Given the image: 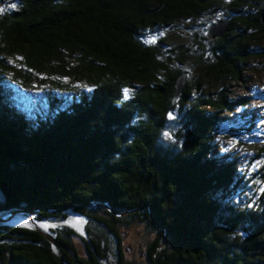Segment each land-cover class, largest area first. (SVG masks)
Masks as SVG:
<instances>
[{
  "label": "trees",
  "instance_id": "obj_1",
  "mask_svg": "<svg viewBox=\"0 0 264 264\" xmlns=\"http://www.w3.org/2000/svg\"><path fill=\"white\" fill-rule=\"evenodd\" d=\"M7 2L0 218L87 224L80 236L0 220V264H264V105L230 89L264 70V0ZM137 228L141 243L124 245Z\"/></svg>",
  "mask_w": 264,
  "mask_h": 264
},
{
  "label": "rangeland",
  "instance_id": "obj_2",
  "mask_svg": "<svg viewBox=\"0 0 264 264\" xmlns=\"http://www.w3.org/2000/svg\"><path fill=\"white\" fill-rule=\"evenodd\" d=\"M8 4L7 0H0V7H4ZM263 60V59H262ZM257 65V63H255ZM259 68H264V60L257 65ZM250 71H246L243 73L245 81H239L237 84H232L230 87L232 96H243V95H252L256 98L254 101L249 104L247 107L248 111L256 110L257 108L261 109V106L264 105V70L257 72L254 70V65L249 69ZM242 75V76H243ZM236 152H239L242 155V159L248 160L250 156V151L244 146L239 144H234ZM68 218L64 221L54 220V219H43L37 220L34 215H31L27 212H18L15 214H9L5 216L7 221L13 226H26L31 228L41 229L43 231H52L54 229H59L63 225L73 229L80 236H85V228L84 226L87 224L86 220L79 216L78 214H74L73 212H68ZM79 218L82 220V223H76L75 221ZM43 225V226H42ZM140 228L132 229L131 234H127L124 245L137 246L138 243L142 241V235L139 231ZM127 258L131 261H134L136 264H148V262L140 258L136 254L129 253Z\"/></svg>",
  "mask_w": 264,
  "mask_h": 264
},
{
  "label": "water",
  "instance_id": "obj_3",
  "mask_svg": "<svg viewBox=\"0 0 264 264\" xmlns=\"http://www.w3.org/2000/svg\"><path fill=\"white\" fill-rule=\"evenodd\" d=\"M261 20L262 22L264 23V10L262 11L261 13ZM228 25H229V20L228 19H222V20H218L217 22H214L212 23L209 28H208V31H207V36L209 38H218V37H221L223 36V34L227 31L228 29ZM185 82V77L184 75L180 76L178 79H177V82H176V90H175V95L174 97H177L180 92L182 91V86H183V83ZM6 195L5 193L2 191V189L0 188V205L4 204L6 202ZM18 212H22V211H14L10 214H15V213H18ZM1 221H7L6 218H3L1 219Z\"/></svg>",
  "mask_w": 264,
  "mask_h": 264
},
{
  "label": "snow or ice",
  "instance_id": "obj_4",
  "mask_svg": "<svg viewBox=\"0 0 264 264\" xmlns=\"http://www.w3.org/2000/svg\"><path fill=\"white\" fill-rule=\"evenodd\" d=\"M8 8L16 9L17 8V4L11 3V4L8 5ZM4 11H6V8L0 7V13H3ZM9 62H11V61H9ZM9 78L11 79V76H9ZM123 92H124L125 99H128L129 98L130 89H127L126 88V89L123 90ZM237 111H240V109H237ZM168 118L169 119H172V120H175L176 119V117L171 112L168 113ZM137 119H140V117H137ZM133 123H135V121H133ZM261 123L264 124V120H262ZM163 135H164V137L166 139L172 140V135H171L170 132H165ZM229 143L230 144H234V143H236V141H229ZM262 191H264V189H262ZM248 207H252V205H248ZM75 222L76 223H82L83 221L80 220L79 218H77V220ZM53 251H55V248L53 249Z\"/></svg>",
  "mask_w": 264,
  "mask_h": 264
}]
</instances>
